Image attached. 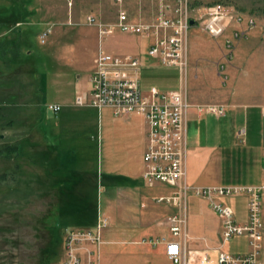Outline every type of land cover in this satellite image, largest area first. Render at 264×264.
<instances>
[{"label": "crops", "instance_id": "obj_1", "mask_svg": "<svg viewBox=\"0 0 264 264\" xmlns=\"http://www.w3.org/2000/svg\"><path fill=\"white\" fill-rule=\"evenodd\" d=\"M132 1L127 0L124 8L133 22L153 20L159 4L151 6L148 0H142L150 8L139 11ZM126 35L129 46L144 51L138 55L143 65L142 75L145 70L163 67L179 71L148 56L151 39ZM241 42H237V47ZM225 54L223 39H212L198 26L190 28L188 67L184 73L186 81L181 86L192 104L186 117V167L187 182L196 187L257 186L264 183V123L256 124L247 115V120L238 129L236 111L229 113L226 107V114L222 117L207 111L208 105L221 104L223 96L232 94L222 85L226 74L230 79L233 75V62L227 63ZM222 65H225V71L219 72ZM94 70L95 67L92 74ZM92 74L76 84L69 95L67 93L53 103L62 106L61 112L54 113L56 121L48 125L34 124L32 130L30 128V136L36 138V144L34 141L28 143L33 148L36 146L37 156L26 163L36 167L37 172L32 175L36 179L29 184L23 171L25 167H22V188H38L39 199H48L51 206L49 215L55 212L65 228H93L98 216H105L109 227L104 231V243L99 248L101 264H173L166 256L164 243L155 247L149 241L176 240L168 220L178 213V209L158 203L160 197L172 195L176 188L160 182L151 186L143 179L147 125L142 116H113L111 130L114 136L103 145L104 124L93 119L110 109L97 110L75 103L78 95L90 91ZM153 87L156 86L144 89L141 78L144 91ZM158 89L177 91L178 86L171 90ZM238 108L234 107L235 110ZM240 131L245 134L241 140L238 138ZM100 195L104 199L106 215L100 206ZM235 199L239 198H225L223 201L233 208L237 221L244 223L248 216L247 202L246 213L242 215ZM221 232V221L209 203L191 195L187 204V250L215 258L222 245ZM229 243L223 247L225 252L227 247L233 251L236 248ZM94 260L98 261L96 256Z\"/></svg>", "mask_w": 264, "mask_h": 264}, {"label": "rangeland", "instance_id": "obj_2", "mask_svg": "<svg viewBox=\"0 0 264 264\" xmlns=\"http://www.w3.org/2000/svg\"><path fill=\"white\" fill-rule=\"evenodd\" d=\"M132 2L139 11L150 8L142 0ZM189 2L199 8L215 4L234 7L256 20L250 37L237 47L236 59L231 64V79L226 74L228 80H222L223 88L232 94L223 96L218 105L227 107L232 114L238 113V129L247 120V115L256 124L264 123V0ZM148 4L160 6V1L148 0ZM3 13L15 14L21 22L17 26L4 27L0 40L17 39L15 32L19 28L22 31L19 40L22 59L14 62L0 56V264H60L64 259V234L68 228L55 212L49 215L51 206L48 199H39L38 188H22V167H25L23 171L29 184L36 179L32 175L37 172L36 167L26 163L37 156L36 146L33 148L28 143L34 141L36 144V138L30 136V128L34 124L48 125L56 121V115L48 106L69 95L76 84L90 77L101 51L134 57L144 51L129 46L126 33L117 30L101 37L97 26L85 23L88 15H95L104 24L115 23L119 7L113 0H74L72 6L68 0H0V15ZM3 22L12 23L1 18L0 23ZM50 27L51 34L42 40L40 36ZM224 71L219 68V72ZM141 78L144 89L156 86L171 90L178 86L180 90L186 81L185 74L164 67L145 70ZM235 106L239 108L235 110ZM113 119L108 109L101 117L96 115L93 119L104 124V146L114 136ZM240 133L242 131L239 140L244 136ZM15 145L18 146L17 154L8 156L6 148ZM99 197L106 215L104 199L102 195ZM235 200L244 215L247 199ZM231 245H236L235 250L227 247L226 253L235 256L248 253L246 237L232 239ZM82 257L87 260L85 253ZM96 257L100 263L99 255Z\"/></svg>", "mask_w": 264, "mask_h": 264}, {"label": "built area", "instance_id": "obj_3", "mask_svg": "<svg viewBox=\"0 0 264 264\" xmlns=\"http://www.w3.org/2000/svg\"><path fill=\"white\" fill-rule=\"evenodd\" d=\"M74 0H68L69 6ZM119 7L117 21L104 24L95 15H88L87 25L97 26L101 37L115 31L142 36L152 40L147 52L165 67L177 68L183 75L188 67L187 38L190 21H194L212 39H223L225 59L232 63L237 55V42L250 37L256 20L234 7L215 4L195 7L189 0H159L158 12L152 21L136 23L124 10L127 0H113ZM52 27L45 30L40 38L45 40ZM225 65H222L224 70ZM143 65L138 57L119 56L101 51L95 59V70L91 76L88 94H80L75 103L80 107L97 110L109 108L116 118L140 115L147 125V145L143 156V179L153 186L160 182L176 191L158 199V203L176 207L178 213L169 218L170 231L176 240H150L152 246L162 243L166 256L173 264H264V183L257 186H215L196 187L187 182V130L186 117L192 107L183 87L165 92L156 87L148 91L141 88ZM228 80V77H225ZM49 110L58 114L59 104H50ZM207 111L217 117L225 116L223 105H210ZM264 117V108H263ZM240 135H245L244 132ZM206 200L219 217L222 226V245L213 258L206 254L187 250V204L190 196ZM247 199V220L240 223L235 211L224 203L225 198ZM109 220L98 216L93 228H68L64 234V259L60 264H100L94 257L104 243L103 233ZM237 237H246L248 253L231 255L223 250L226 243ZM93 248H96L94 250ZM82 253L87 256L84 261Z\"/></svg>", "mask_w": 264, "mask_h": 264}, {"label": "trees", "instance_id": "obj_4", "mask_svg": "<svg viewBox=\"0 0 264 264\" xmlns=\"http://www.w3.org/2000/svg\"><path fill=\"white\" fill-rule=\"evenodd\" d=\"M7 12H9L7 10ZM2 18V20H6V21H10L12 22L11 24H6V23H0V36H1V30L4 28V27H7V26H10L11 25H18V24H21V22L19 21V18L16 17L15 14H9V13H3L2 15H0V19ZM14 27V26H13ZM19 27V26H18ZM15 29V28H14ZM19 28L16 29V32H15V35L17 37L16 38H13V39H10V40H6V39H2L0 40V56L2 58H9L10 61H14V62H17L19 60L22 59V44L19 40H21L22 38V31L21 30H18ZM12 31V29H10ZM2 38V37H0ZM16 39V40H15ZM7 150V155L10 156V155H16L17 152H18V146H8L6 148Z\"/></svg>", "mask_w": 264, "mask_h": 264}, {"label": "water", "instance_id": "obj_5", "mask_svg": "<svg viewBox=\"0 0 264 264\" xmlns=\"http://www.w3.org/2000/svg\"><path fill=\"white\" fill-rule=\"evenodd\" d=\"M195 22L194 21H190V25L194 26Z\"/></svg>", "mask_w": 264, "mask_h": 264}]
</instances>
